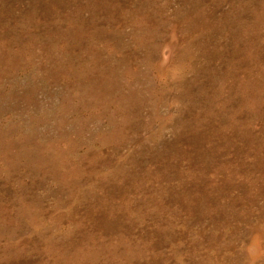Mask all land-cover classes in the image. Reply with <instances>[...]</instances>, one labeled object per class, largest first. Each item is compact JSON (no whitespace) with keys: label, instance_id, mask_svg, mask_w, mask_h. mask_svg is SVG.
<instances>
[{"label":"rangeland","instance_id":"374dc122","mask_svg":"<svg viewBox=\"0 0 264 264\" xmlns=\"http://www.w3.org/2000/svg\"><path fill=\"white\" fill-rule=\"evenodd\" d=\"M0 264H264V0H0Z\"/></svg>","mask_w":264,"mask_h":264}]
</instances>
